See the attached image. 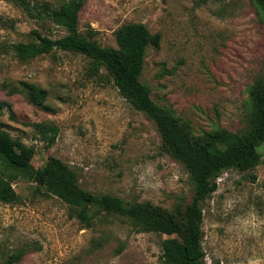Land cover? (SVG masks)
<instances>
[{"label":"rangeland","instance_id":"1","mask_svg":"<svg viewBox=\"0 0 264 264\" xmlns=\"http://www.w3.org/2000/svg\"><path fill=\"white\" fill-rule=\"evenodd\" d=\"M130 23L160 35L158 48L146 51L140 78L157 104L195 135L244 126L247 87L264 75V22L252 1L86 0L79 16L80 30H95L105 47L116 48L115 31ZM30 30L65 34L0 0V122L23 142L32 165L55 157L96 195L168 210L187 206L189 175L163 150L154 123L120 95L104 69L93 73L83 55L56 51L16 59L11 45L27 41ZM20 82L46 90L43 105L30 103ZM43 122L59 128L48 149L34 128ZM258 151L254 169L223 171L217 190L201 204L206 264H264V142ZM13 187L19 201L0 202V264L20 250L25 254L16 264H164L166 235L139 232L118 217L82 229L56 196L29 181Z\"/></svg>","mask_w":264,"mask_h":264},{"label":"trees","instance_id":"2","mask_svg":"<svg viewBox=\"0 0 264 264\" xmlns=\"http://www.w3.org/2000/svg\"><path fill=\"white\" fill-rule=\"evenodd\" d=\"M3 1L14 4L30 19L65 31L64 35L54 38L30 30L27 41L11 45L14 57L24 62L56 51L70 52L88 59L93 73L99 74L104 69L120 95L154 123L163 150L187 171L193 196L187 206L168 210L148 202L124 203L113 195H96L81 188L76 173L58 158L49 157L35 168L23 142L12 138L0 122V202H18L19 195L13 184L19 180L29 181L36 189L64 202L69 216L76 218L82 229L93 227L105 217L123 218L139 232L167 236L161 243L164 264H206L201 204L217 190L220 173L230 169L248 172L261 161L258 147L264 142V75L247 87L250 108L239 131L213 130L195 135L169 108L157 104L151 98L150 89L140 80L147 49L159 46L158 33L151 34L142 23L125 24L114 33L116 48L105 47L96 41L95 30L89 28L82 32L79 28L80 12L86 0ZM250 1L256 5L264 22V0ZM20 85L30 103L43 105L46 90L26 82ZM34 128L46 149L55 143L59 133L56 124L37 123ZM24 254V250L12 253L1 264H16Z\"/></svg>","mask_w":264,"mask_h":264}]
</instances>
